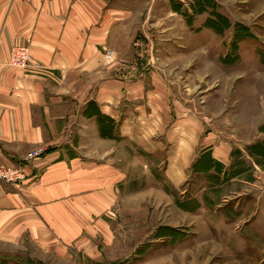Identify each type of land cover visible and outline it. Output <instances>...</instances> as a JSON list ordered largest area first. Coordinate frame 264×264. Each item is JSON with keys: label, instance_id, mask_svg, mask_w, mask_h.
<instances>
[{"label": "crops", "instance_id": "0c3cea01", "mask_svg": "<svg viewBox=\"0 0 264 264\" xmlns=\"http://www.w3.org/2000/svg\"><path fill=\"white\" fill-rule=\"evenodd\" d=\"M161 1L0 0V164L46 148L25 162L18 186L0 182V264H171L164 254L186 239L153 240L147 255L125 261L152 232L146 206L196 213L217 237L257 215L264 186L244 174L211 185L190 166L210 150L226 169L235 142L211 125L227 121L253 137L264 111L257 117L243 104L224 115L219 104H185L164 69L141 61L136 38L154 43L155 25L172 14ZM14 45H28L37 66L8 64ZM91 103L111 119L102 123L111 135L85 113ZM193 178L202 182L188 190ZM243 183L248 192L238 189ZM188 199L199 203L195 211L176 208ZM260 210L264 218V203ZM246 249L229 245L234 255Z\"/></svg>", "mask_w": 264, "mask_h": 264}, {"label": "rangeland", "instance_id": "374dc122", "mask_svg": "<svg viewBox=\"0 0 264 264\" xmlns=\"http://www.w3.org/2000/svg\"><path fill=\"white\" fill-rule=\"evenodd\" d=\"M164 2L166 11L168 8L172 14L166 15L164 20L155 25L157 31L153 33L154 43L147 45L145 34H142L145 40L138 37L135 40L134 47L141 61L152 66L159 65L162 70L164 69L169 82L177 89L180 100L185 104H197V107L219 104L217 109L224 115L230 113L232 109L237 110L238 106L241 109L243 104L248 106L252 104L259 117L258 112L264 111L260 106L261 104L264 106V0H213V10L229 22L228 27L221 33L204 26L206 19L211 16L212 9L194 14L192 9L194 0ZM175 4L181 5L183 11L191 18L190 23L175 10ZM238 25L246 26L251 35L239 40L237 48L233 50L231 43ZM160 38H167L164 45L158 43ZM112 53V50L105 51L107 64L115 61ZM146 57L150 60H145ZM211 106L209 111L215 109ZM211 127L217 129L219 134L234 140L231 152L235 149L240 150L243 158L253 168L254 164L259 167V171L251 174L249 183L253 186H264V165H259L246 153L247 145L264 141V124L258 127L253 137H248L249 130L244 132L241 129L243 126L231 125L227 121L215 122ZM38 147L41 146L31 148L27 152ZM262 162L264 163V160ZM2 165L6 164H0ZM243 176L248 178L247 174ZM5 179L0 175V182L11 184ZM192 181L195 186L189 185L188 190L191 187L195 189L202 182L196 181L195 178ZM20 183L21 180L17 186ZM249 187L248 183H243L238 189L248 192ZM263 203L264 199L253 205V208L257 207V215L250 221L242 223L239 220L231 224L230 230L233 233L230 237L213 236L198 214L191 213L186 217L178 209H174L173 204L171 209L164 203L146 206L149 231L153 227L152 232L148 237L138 241L135 251L129 254L125 261L132 258L140 259L147 255L146 245L163 238L156 237L155 234L159 230L165 231L163 228H172L185 234L181 239L172 240V243L186 240L173 249L172 253L164 254L169 256L171 264H264V218L260 213ZM229 245L235 247L243 245L248 249L235 252L234 255L230 253ZM164 255L152 253L155 258H162ZM21 262L52 264L47 260L32 261L30 258L22 259Z\"/></svg>", "mask_w": 264, "mask_h": 264}, {"label": "trees", "instance_id": "16d2710c", "mask_svg": "<svg viewBox=\"0 0 264 264\" xmlns=\"http://www.w3.org/2000/svg\"><path fill=\"white\" fill-rule=\"evenodd\" d=\"M175 10L181 13L186 19L191 22V18L187 16V13L183 11V8L180 4H175ZM213 0H194V4L192 5V9L194 14H199L207 11L208 9H212L210 11L211 16L208 17L204 23V26L210 27L218 33H221L222 30L228 27L229 22L227 19L220 15L218 12L213 10ZM215 16V18L213 17ZM251 35L249 29L246 26L238 25L235 36L232 41V49L235 50L237 48V43L239 40L249 37ZM91 109H87L85 113H89V115H95L97 117V122L99 123L101 134H106L104 129V125L102 123L106 120L109 124L112 123L111 119L100 115L94 104H89ZM107 128V126L105 125ZM108 129V128H107ZM108 135H111L110 132H107ZM246 153L249 157L253 158L256 163L259 165H264L262 160H264V141H258L253 144L247 145ZM262 159V160H260ZM253 167L249 164L245 158H243L240 150L235 149L231 152V162L229 166L224 169V165L212 158L210 150H204L199 154V156L193 161L190 166V171L193 173H206L208 176V181L211 185H215L216 183H221L227 181L233 177L247 174L248 179H251ZM177 205L183 209H187L190 211H195L199 203L196 199H188L185 201H178ZM165 231H158L156 237H168L171 241H175L181 239L185 236L184 233L177 231L172 228H163ZM140 253V252H138ZM32 264V263H30Z\"/></svg>", "mask_w": 264, "mask_h": 264}, {"label": "built area", "instance_id": "2783aa9c", "mask_svg": "<svg viewBox=\"0 0 264 264\" xmlns=\"http://www.w3.org/2000/svg\"><path fill=\"white\" fill-rule=\"evenodd\" d=\"M8 64L20 68L28 67L31 64L37 66V63H31L28 45L12 46ZM45 151L46 148L41 146L27 152L23 161L0 166V175L6 178V182L17 185L26 176L25 162L39 158Z\"/></svg>", "mask_w": 264, "mask_h": 264}]
</instances>
